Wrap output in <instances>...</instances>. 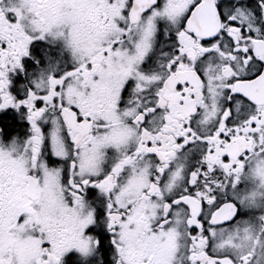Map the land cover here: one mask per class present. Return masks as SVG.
Listing matches in <instances>:
<instances>
[{"label": "snow or ice", "instance_id": "obj_1", "mask_svg": "<svg viewBox=\"0 0 264 264\" xmlns=\"http://www.w3.org/2000/svg\"><path fill=\"white\" fill-rule=\"evenodd\" d=\"M0 264H264V0H0Z\"/></svg>", "mask_w": 264, "mask_h": 264}]
</instances>
